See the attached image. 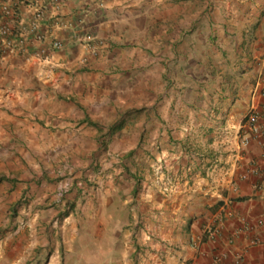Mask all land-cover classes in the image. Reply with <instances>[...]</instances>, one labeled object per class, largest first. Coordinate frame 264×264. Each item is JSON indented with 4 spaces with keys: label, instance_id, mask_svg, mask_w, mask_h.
I'll list each match as a JSON object with an SVG mask.
<instances>
[{
    "label": "crops",
    "instance_id": "1",
    "mask_svg": "<svg viewBox=\"0 0 264 264\" xmlns=\"http://www.w3.org/2000/svg\"><path fill=\"white\" fill-rule=\"evenodd\" d=\"M10 1L16 30L45 15L42 42L0 59V156L71 154L81 184H16L0 264H264V148L238 144L264 108V0Z\"/></svg>",
    "mask_w": 264,
    "mask_h": 264
},
{
    "label": "built area",
    "instance_id": "2",
    "mask_svg": "<svg viewBox=\"0 0 264 264\" xmlns=\"http://www.w3.org/2000/svg\"><path fill=\"white\" fill-rule=\"evenodd\" d=\"M15 9L16 6L13 5L10 0H3L0 2V59L7 54L25 51L29 47V39H34L41 42L43 41V35L38 32L40 22L43 20L45 15L42 7H37L34 11L33 18L27 25H23L19 30H16L10 21L15 15ZM82 40L86 52L91 56L97 55L100 49L104 48L106 44L103 39L92 37L90 35L82 36ZM62 46V43L58 40H54L51 43V47L53 49H61ZM45 53L46 48L41 46L37 49L36 55L41 57L42 55H45ZM259 86V93L264 95V78ZM239 134L240 148L248 146L252 139L256 140L264 148V108L262 110L251 108L248 111L241 122V125L239 126ZM248 174L261 175L264 177V167L261 171L258 169L255 161H250L248 164ZM245 177V173L239 174L240 179ZM80 184V181L76 183L77 186ZM70 185L71 183L64 182L61 188L58 189L57 193L55 194L58 200L63 197ZM239 220L241 222V227L235 231L236 233H240L241 231H249L253 228V225L247 220L246 217H240ZM257 223L260 227L264 228V219L260 218ZM220 229V226L211 228L209 231V237L211 239L217 237ZM223 256L225 255L222 254L220 256H216V259H221Z\"/></svg>",
    "mask_w": 264,
    "mask_h": 264
},
{
    "label": "rangeland",
    "instance_id": "3",
    "mask_svg": "<svg viewBox=\"0 0 264 264\" xmlns=\"http://www.w3.org/2000/svg\"><path fill=\"white\" fill-rule=\"evenodd\" d=\"M27 151H29V154L26 155L14 153L8 156V158L6 155L0 156V169H2L0 170V221L2 220L1 216L6 213L4 199L15 198L17 200L18 198L23 197L22 194L20 196L19 190H14V186L18 183L30 182L33 181L35 178L38 181H40L41 179H44L47 182L55 181L60 184L59 187L53 193L54 195L57 193L58 189L61 188L64 182L71 183L69 189H67L63 197L59 199V201H62L64 200L68 192H70L74 187H77L76 183L78 181H81L71 178L72 175L69 171V168L71 167V159L73 157L71 156V154H67L68 156H65L62 153H58L55 157L53 155L51 157H48L45 155L35 154L31 149H27ZM53 159H56V161H52ZM38 162H40V168L42 171H39L38 168H36L35 166L38 164ZM142 165L143 169H140V173L142 172L144 174V163ZM158 168V171H156L155 173H158V176L161 175V173L164 174V176L170 173L165 169L161 170L162 167ZM136 173L139 174V172ZM139 176L142 175L139 174ZM5 183L12 186L9 189H6L5 187H2L5 185ZM168 189L169 187L165 190ZM55 198L57 197L55 196ZM19 200L20 199L13 202L17 203ZM13 208L16 212V205H14ZM11 211L14 212L13 210ZM2 233L3 229L0 226V236L2 235Z\"/></svg>",
    "mask_w": 264,
    "mask_h": 264
}]
</instances>
